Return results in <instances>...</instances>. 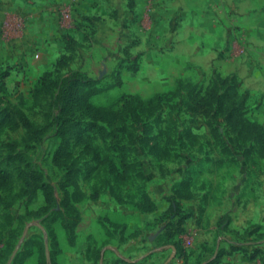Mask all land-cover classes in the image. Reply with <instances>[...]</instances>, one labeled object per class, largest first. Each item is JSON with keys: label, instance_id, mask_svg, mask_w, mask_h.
<instances>
[{"label": "rangeland", "instance_id": "374dc122", "mask_svg": "<svg viewBox=\"0 0 264 264\" xmlns=\"http://www.w3.org/2000/svg\"><path fill=\"white\" fill-rule=\"evenodd\" d=\"M250 123L264 0H0V264H264Z\"/></svg>", "mask_w": 264, "mask_h": 264}, {"label": "trees", "instance_id": "16d2710c", "mask_svg": "<svg viewBox=\"0 0 264 264\" xmlns=\"http://www.w3.org/2000/svg\"><path fill=\"white\" fill-rule=\"evenodd\" d=\"M81 96L82 97H80V98H77L76 94L69 96L67 98L68 107H74V106H77L78 104H85L88 106V103L85 101L84 96L83 95H81ZM234 124L236 125L239 123H237V121H235ZM245 127H246V132L249 135H254L257 138H259L262 149H264V138L262 137V135L259 131V126L257 124H254V123H250V124H247V126H245ZM7 180H8V175L5 174L0 169V184H4ZM35 186L42 190L43 196H44V199H45V202L47 203V205H51V203L53 202L52 185L49 184L48 182L44 181V179L40 175H37V177H35ZM175 245L178 246L179 244L175 242ZM121 263H123V264H135L133 262L124 261V260H122Z\"/></svg>", "mask_w": 264, "mask_h": 264}]
</instances>
